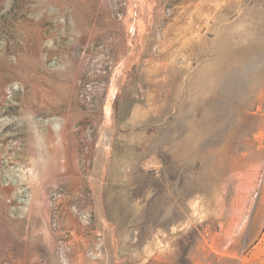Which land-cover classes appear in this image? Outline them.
<instances>
[{"label": "rangeland", "instance_id": "374dc122", "mask_svg": "<svg viewBox=\"0 0 264 264\" xmlns=\"http://www.w3.org/2000/svg\"><path fill=\"white\" fill-rule=\"evenodd\" d=\"M0 264H264V0H0Z\"/></svg>", "mask_w": 264, "mask_h": 264}]
</instances>
